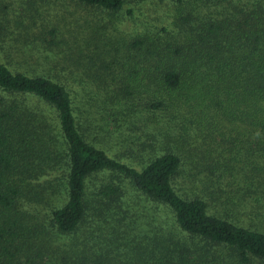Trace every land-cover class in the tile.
Masks as SVG:
<instances>
[{"label": "trees", "instance_id": "trees-1", "mask_svg": "<svg viewBox=\"0 0 264 264\" xmlns=\"http://www.w3.org/2000/svg\"><path fill=\"white\" fill-rule=\"evenodd\" d=\"M76 1L134 23L99 57L109 58L104 66L113 75L101 83L100 102L122 116L116 128L127 124L131 142L110 155L90 131L103 124L78 108L88 88L79 98L51 74L13 69L7 59L15 49L0 29V264L24 247L36 245L40 254L54 232L67 238L57 246L69 254L146 256L135 264H264V230L243 220L264 226V0ZM146 1L169 9L147 16L135 7ZM26 3L33 17L39 4ZM109 172L171 213L152 235L136 241L127 229L109 245L105 236L97 243V232L81 235L87 220L98 228L122 202L117 183L102 178L88 187L92 176ZM22 195L42 199L47 222L15 216L23 214Z\"/></svg>", "mask_w": 264, "mask_h": 264}, {"label": "rangeland", "instance_id": "rangeland-1", "mask_svg": "<svg viewBox=\"0 0 264 264\" xmlns=\"http://www.w3.org/2000/svg\"><path fill=\"white\" fill-rule=\"evenodd\" d=\"M24 1L0 0V29L7 28L4 43L15 49L12 57L7 59L9 65L13 69L27 70L26 72L31 74L34 72L51 74L69 88L73 96L79 98L84 91L81 87L88 88L89 96L81 98L78 108L83 109L81 112L84 116H88V121L90 119L93 124L94 120L103 124V130L99 131L98 125L94 124L90 131L98 135L100 144L107 148L110 155H118L117 152L122 149V146L131 142V134L129 135L130 129L127 124L116 128L117 122L123 123L122 116L112 114V106L109 108L108 103L100 102V94H103L101 83L105 78L113 75L104 66L109 58L100 59L99 57L104 50L112 47L111 40L118 39L125 32H131L134 23L125 17L119 20V16H112L106 10L81 4L76 0H32L33 3L39 4L40 8L32 17L26 8L27 0L25 4ZM135 7H139L147 16L153 15L154 18L169 9L168 4L158 1L140 2L135 4ZM5 18H9L10 21L6 22ZM50 30L54 31L53 40L48 33ZM50 41L52 44L49 43ZM29 42L31 44L28 46ZM81 78L84 79H82L84 82L82 86L79 85ZM94 113L96 119H92L91 115ZM111 130H119L117 136L112 135ZM122 154L123 161L130 160L126 150ZM45 178L41 177L40 183ZM102 178L107 182L121 185L124 194L122 202L119 206L113 205L105 212L98 228L94 226L91 219L87 220L82 227V236L89 237L92 232L94 235V232H97L101 237L97 243L100 244L105 236L104 241L109 245L113 238L121 241L120 233H126L128 229L132 234L131 239L139 241L145 234L152 235L156 232L160 222L168 220L164 218L171 216L167 208L139 195L128 179H119L111 172L92 176L88 181L89 189L95 190L97 185L103 183ZM30 198L22 195L17 209L24 215L14 213L15 216L20 215L23 220L27 215L28 220L35 217L40 222H47V209L45 205L43 206L42 199L32 195ZM243 220L247 227L264 230V226L259 225L257 219L247 221L244 218ZM125 226L128 227L123 229ZM130 227L133 229L131 230ZM52 238H55L52 244L40 246V254L36 245L31 248L24 247L15 254L10 264H135L141 262L142 258H146L143 254L141 257H139L141 254L118 256L117 254H69L62 252L57 246L67 240L65 236L59 238L58 233L54 232ZM115 239L113 240L116 241ZM150 258L149 256L148 259Z\"/></svg>", "mask_w": 264, "mask_h": 264}]
</instances>
